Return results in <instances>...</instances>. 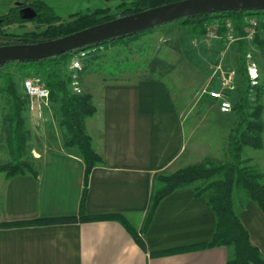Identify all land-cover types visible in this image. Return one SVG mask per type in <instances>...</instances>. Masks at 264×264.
Listing matches in <instances>:
<instances>
[{
	"label": "crops",
	"instance_id": "0c3cea01",
	"mask_svg": "<svg viewBox=\"0 0 264 264\" xmlns=\"http://www.w3.org/2000/svg\"><path fill=\"white\" fill-rule=\"evenodd\" d=\"M84 67L77 70L78 85L89 91L91 100L94 95L98 99L95 113L85 118V129L93 149L103 157V163L91 170L85 210L122 213L138 232L153 174L171 173L207 153L195 158L194 151H187L188 139L196 132L193 112L189 104L180 108L175 103L164 81L101 77L92 91L95 84L84 76ZM208 110L197 112V122ZM89 118H94L90 125ZM203 143L209 146L204 139ZM52 145H30L37 177L25 173L7 178L0 171V224L77 214L84 163L63 144ZM9 160L0 142V164ZM235 204L251 242L264 257V213L244 195ZM215 223L205 198L187 186L159 201L143 234L146 249L115 220L6 226L0 227V264H225L232 250L223 245L150 254L208 242Z\"/></svg>",
	"mask_w": 264,
	"mask_h": 264
},
{
	"label": "trees",
	"instance_id": "16d2710c",
	"mask_svg": "<svg viewBox=\"0 0 264 264\" xmlns=\"http://www.w3.org/2000/svg\"><path fill=\"white\" fill-rule=\"evenodd\" d=\"M107 1H116L114 6L117 12L116 15L111 13L109 7H105L97 8L90 13H71L69 19L60 21L59 16L53 14L52 9L42 0H33L30 4L36 10L37 15L32 20L44 24L45 27L41 30L29 31L22 34H11L4 30V26L7 24L26 21L20 17L18 6L10 7L7 13L0 16V45L37 42L56 38L118 16L177 0ZM252 14L264 16V9H232L197 13L164 23L177 22L179 25L189 27L193 34H203L212 23L217 24L219 33H224L225 22L230 21L235 33L241 34L246 17ZM263 25V22L260 23V27ZM154 27L112 37L39 60L13 62L25 68L28 71L27 76L37 74L41 77L40 73L47 71L53 64L65 62L67 58L74 57L76 54L82 52L88 53L101 46H113L137 39L141 34L152 30ZM239 43L244 44L246 41L239 40ZM253 43L264 48V39L260 37V33L255 35ZM0 78L3 84L2 91L6 94V105L8 107L2 118L3 122L7 125L3 142L10 156V160L7 163L0 164V171L7 178L25 173H31L34 177H37L38 173L35 164L31 159L32 156L28 153L29 132L25 127V118L23 116V112L27 105L31 103L32 99L23 94L21 88L22 80L19 90L17 83L9 72L2 73ZM44 81L49 90V101L59 102V110L61 113L59 125L66 131L63 148L67 151H73L84 163L78 212L72 216L41 217L14 223H1L0 227L115 220L132 231L135 242L142 249H146L143 234L151 221L159 201L175 189L191 186L194 190V195L197 197L203 196L215 214L216 223L211 240L187 247L155 251L150 254H171L181 250L202 249L223 245L230 247L232 250L231 257L225 264H264L263 255L259 248L251 242L247 229L239 220L233 196L235 188L241 189L244 192V196L254 202L264 213V173L248 166L246 163L249 159H242L240 157L244 146H250L255 149H261L263 147L261 135L264 124L260 119L263 110L262 104L258 103L253 106L249 115L242 112L241 105H234L240 111V118L234 128V138L231 143L232 158L230 161L213 163L211 160L205 159L203 162L185 165L171 173L155 172L153 174L147 209L142 224L138 232H136L132 230L130 223L122 213L106 212L88 214L85 210L91 170L94 166L103 163V157L93 149L91 136L85 129V118L93 115L96 111V107L91 103L92 95L90 93H73L69 87L73 82L72 75L56 78L53 73L49 72Z\"/></svg>",
	"mask_w": 264,
	"mask_h": 264
},
{
	"label": "rangeland",
	"instance_id": "374dc122",
	"mask_svg": "<svg viewBox=\"0 0 264 264\" xmlns=\"http://www.w3.org/2000/svg\"><path fill=\"white\" fill-rule=\"evenodd\" d=\"M32 1L0 0V16L13 6L32 7L30 5ZM42 1L52 9L53 14L59 16L60 21L69 19L71 13H90L97 8L109 7L112 14L117 13L114 9L116 1ZM210 25L205 33L193 34L189 27L179 25L177 22L159 24L137 39L76 54L67 58L65 62L53 64L40 74L44 80L49 72L56 78L72 75L73 82L69 87L73 93H87L78 85L76 77L77 70H81L83 66H85L84 76L89 75L88 78L95 84L92 91L96 90V84L101 77L119 80H136L140 77L161 79L179 107L189 104L192 109L191 116L196 122V132L191 139H188L187 151H194L195 158H199L206 151L207 155L198 162H203L205 159L213 163L228 162L232 158L231 143L234 138V128L240 118V111L234 105H241L242 112L249 115L253 106L262 104L260 119L264 124V48L253 42L240 44L239 41H230L224 33H219L217 30L215 33L211 32ZM44 27L42 23L26 20L7 24L4 30L11 34H22L41 30ZM249 61L255 62L257 66L258 77L254 82L248 76ZM227 69H234L237 76L232 88L223 89L219 82L220 71ZM4 72L12 75L20 90V82L24 76H27L28 71L11 61L0 68V75ZM2 86L0 78V142H3L7 129L2 118L8 109ZM214 89L222 90L231 102L229 112L220 111L218 101L210 97L209 91ZM32 102L23 112L25 127L29 132L30 155H32L30 145L37 147L47 142L51 145L55 143L53 147H60L66 138L65 129L59 125L61 118L59 102H51L48 99V104H41L40 110ZM91 103L94 106L98 104L95 95ZM202 109H209L208 114L204 120L197 122L196 114ZM93 119L87 120L89 125ZM261 137L263 141L261 149L244 146L240 157L249 159L246 163L248 166L264 173V127ZM203 139L209 146H204ZM242 195L244 192L241 189H234L235 201Z\"/></svg>",
	"mask_w": 264,
	"mask_h": 264
},
{
	"label": "water",
	"instance_id": "95a60500",
	"mask_svg": "<svg viewBox=\"0 0 264 264\" xmlns=\"http://www.w3.org/2000/svg\"><path fill=\"white\" fill-rule=\"evenodd\" d=\"M232 9H264V0H177L118 16L56 38L37 42L1 44L0 66L8 61L39 60L59 55L191 14ZM19 14L22 19L31 20L37 12L33 7L25 6L19 10Z\"/></svg>",
	"mask_w": 264,
	"mask_h": 264
},
{
	"label": "built area",
	"instance_id": "2783aa9c",
	"mask_svg": "<svg viewBox=\"0 0 264 264\" xmlns=\"http://www.w3.org/2000/svg\"><path fill=\"white\" fill-rule=\"evenodd\" d=\"M264 23V16H259L252 14L246 17L244 21V28L241 34H236L230 21L225 22L224 36L230 41L244 40L246 42H253L254 37L257 33H260V37L264 39V25L260 27V23ZM211 32L215 33L217 30V24L212 23ZM218 31V30H217ZM210 33V32H209ZM248 76L252 82L256 81L258 77V71L256 63L249 61L247 64ZM255 73V74H254ZM237 73L234 69H227L225 71H220L219 82L223 89L232 88V85L236 79ZM22 92L24 95L32 99V103L36 104L37 108L40 110L41 104H48L49 91L46 86L45 81L37 74H32L25 76L22 79ZM77 89V87H76ZM78 90V89H77ZM209 95L212 99L218 101V106L220 111L229 112L231 110V102L227 96L219 90L209 91ZM223 109V110H222Z\"/></svg>",
	"mask_w": 264,
	"mask_h": 264
},
{
	"label": "flooded vegetation",
	"instance_id": "af4514ba",
	"mask_svg": "<svg viewBox=\"0 0 264 264\" xmlns=\"http://www.w3.org/2000/svg\"><path fill=\"white\" fill-rule=\"evenodd\" d=\"M31 5V4H30ZM18 6V9L20 10L22 7H25V5L23 6H20V5H17ZM33 7V6H32ZM32 20V19H31Z\"/></svg>",
	"mask_w": 264,
	"mask_h": 264
},
{
	"label": "clouds",
	"instance_id": "9594fccd",
	"mask_svg": "<svg viewBox=\"0 0 264 264\" xmlns=\"http://www.w3.org/2000/svg\"><path fill=\"white\" fill-rule=\"evenodd\" d=\"M255 74V73H254ZM223 110V109H222Z\"/></svg>",
	"mask_w": 264,
	"mask_h": 264
}]
</instances>
